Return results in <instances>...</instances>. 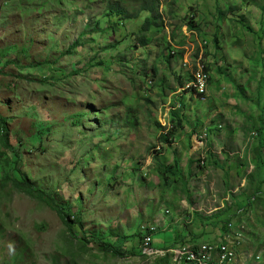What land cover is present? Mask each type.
<instances>
[{
	"label": "rangeland",
	"instance_id": "374dc122",
	"mask_svg": "<svg viewBox=\"0 0 264 264\" xmlns=\"http://www.w3.org/2000/svg\"><path fill=\"white\" fill-rule=\"evenodd\" d=\"M143 1L0 0V110L10 119V142L22 153L17 169L38 188L69 201L82 223L72 234L55 211L2 180L0 264H155L157 256L166 255L162 250L120 258L81 238L131 236L139 246L143 227L161 216L169 220L170 211L176 226L158 234L153 245L165 247L179 235L182 246L219 236L222 222L212 226L215 219L202 227L196 212L220 213L221 220L237 213L231 196L245 191V176L254 170L258 144L253 138L262 113L257 101L238 98L233 82L213 65L225 62L235 71L231 80L241 84L240 91L247 88L245 96L255 98L257 79L249 80L247 70L257 45L264 44V0H254L251 7L244 0H161L164 28L140 35L150 17L135 14ZM163 7L173 13H163ZM121 8L131 16L126 18ZM188 8L200 23L197 44L181 27ZM235 9V15L228 13ZM240 17L249 29L231 21ZM214 35L218 44L212 42ZM140 36L148 46L138 44ZM164 40L176 51L171 58L163 53ZM262 59L255 61L263 65ZM198 63L210 67L205 102L197 95L190 101V95L177 90L181 81L187 90ZM172 114L181 124L163 143L162 136L175 126ZM4 150L0 145V159L7 160L6 167L0 163V177L14 179ZM157 159L166 165L177 160L185 185L175 180L165 186ZM262 198L242 216H233L243 228V241L235 239L237 249L248 254L235 252L230 264L238 257L245 261L251 250L264 255ZM171 254L182 261L178 253ZM251 260L247 263L264 261Z\"/></svg>",
	"mask_w": 264,
	"mask_h": 264
},
{
	"label": "trees",
	"instance_id": "16d2710c",
	"mask_svg": "<svg viewBox=\"0 0 264 264\" xmlns=\"http://www.w3.org/2000/svg\"><path fill=\"white\" fill-rule=\"evenodd\" d=\"M144 1L142 3L141 9L136 11L135 14H138V17H139V15H143V16L150 15V17L149 16L146 17L144 20V23L141 24V28L139 29L140 35L147 34L148 32L151 31V29L153 27L158 26V25H161L163 28V22H162L160 14H159V10H160L159 8H160L161 0H144ZM244 1H245V5H247V6L252 5L251 2L254 3V0H248V1L244 0ZM216 2L218 4L219 1L216 0ZM121 10H122V13L125 15L126 18L131 16V15L129 16V13L127 12L126 9L121 8ZM164 11L166 12L165 7H164ZM236 11H237V9L231 10L228 13L235 15ZM217 12L219 14H223L224 10L217 7ZM112 13L113 12H110L109 15ZM172 13H173L172 11L166 12L167 15L172 14ZM140 17H142V16H140ZM243 20H245V19L242 17H240L239 19H236V20L231 19L232 22L241 24V26L244 30L249 29V27H246L245 25H243V23H244ZM180 21L182 22L181 27L186 26L191 32L196 33L195 36L193 35V39H192L193 43L194 42L196 43V38L198 36H200V34L202 32L201 27L199 25L200 23L198 22V19H197V12L194 11L193 8H188L186 15L183 18H181ZM181 27H179V30L181 29ZM250 32L253 34L255 33V31H253V29L251 27H250ZM180 35H181V37H184L182 35V30L180 32ZM205 35H206V33H205ZM137 42H138V44L142 45L143 47L148 46V41L145 40L144 36H140L138 38ZM212 42H213V44H218L220 42L218 39V36L214 35ZM138 44L135 46V48H139ZM163 45H165V51L163 53L167 54V58H171L176 53V51L173 50L172 47H170V43L168 42V40H164V42L161 46L164 47ZM75 46H76V44L73 45L71 48H74ZM262 58H264V44H263V42H260L259 46L257 45V51H255L254 55L250 58V59H252L251 61H253V64L251 66L249 64L250 59L248 60L249 69L247 70V72H249V74H250L249 80L257 79L256 80L257 85L254 89V93L256 94V96L254 99H252L249 96H245V91L249 90V89L245 88V90L243 89L242 91H240L241 84L231 80L233 77L236 76V74H235V71L232 72L231 69L225 68L223 66V63H225V62L220 63V64L215 63L213 65V67L215 70H217L218 74L221 75L226 81L233 82L234 88L238 90V94H237L238 98L240 96L242 99H244L245 101H248L250 103L257 101L256 107H258L260 109V111L262 113V117H263L264 116V96L262 97V95L264 94V64L261 65L259 62L255 61V60H261ZM262 60L264 61V59H262ZM204 70H205V72L209 73L210 67L208 65H204ZM258 74L260 75V77L257 78V76H259ZM179 80H180V78H179ZM179 86L183 87L182 81H181V83H179ZM179 103L181 105L180 106V112L184 113L187 110V104L185 103L183 98H181ZM185 117H186V114L184 113L183 118H185ZM262 117L259 121V123H260L259 128L257 129V138H256L255 144H258V156H256V160H255L254 164L252 165L254 170L250 174H247L245 176V181H246L245 191L243 193H241L240 195L232 194V196H231V198L233 199V201L237 207V210H238L237 213L234 214L235 216L236 215L238 216L241 213H244V211H247L249 208H252L255 205L256 201L263 199L262 197L264 196V120ZM180 121H181V118H176V117H174V114H172L171 123H173L175 126L172 125V128H171L169 134L162 136L161 142H163V143L169 142L168 140H170V138H172L174 136V133H175L174 129L179 128V126L181 124ZM9 123H10L9 117L5 116L2 113V111L0 110V145H1V147H3L5 149L4 152H5L6 156L12 162V164H10L9 166H11V169H13L12 171H14V176H15V178L13 179V178H11V176L5 175V177H3L4 179L0 177V181L3 180L2 182H7V180H11L14 188H16L17 190H19V191H21V192H23V193H25L31 197H34L35 199L44 203L52 211H55L57 213V215L59 216V218L61 219V221L66 226L67 230L70 231L72 234L75 233L74 232V225H76L77 223L78 224H82V223H81V220H79V214L77 213L78 215H76V214H74L75 212L73 213V210H72L73 207H72L71 203L69 201L64 202V201L58 199L56 194H54L52 192L38 188L31 181H29V179L23 173H21V171L19 169H17L18 164L21 160L22 153L20 151L16 150V149H20V147L18 145L12 144L10 142L9 133H8ZM212 131H213L212 129L209 130V132H212ZM0 155H1V153H0ZM158 160L159 159H157V165L160 166L159 167V169H160L159 174H160V177L162 178V180L164 181L165 186H167V187L170 186L172 184V182H174L175 180H177V181L179 180L180 184H182L183 186L185 185L184 182H182V179H183L182 178V170H181V168L179 166V162H177V160H175L172 165L162 164L161 161L158 162ZM6 161L7 160L5 159V163H6ZM0 163L4 167H6V165H7L1 159H0ZM212 164L217 166V163H215V162H213ZM243 166L245 168H247V163L243 164ZM245 192H249V193L251 192V195H248ZM80 201L81 200L79 199L78 203H80ZM166 215H167V217H169L170 223H172L174 220H173V217L170 216V211H166ZM234 215H232L230 217L231 219L229 218V220H224V219L221 220L220 219L221 218L220 213L213 214L212 216H202L201 214H199V212H196L194 217L201 221L200 223H201L202 227H206L207 225L210 224V222H212L215 219H217V220H216V222H212V223H214V224H211L212 226H215L218 221L222 222V225L220 227L221 229L219 230L220 231L219 234L222 235L225 232H227L228 224L233 221ZM187 218H188V216H187ZM206 221L208 223H206ZM204 229H206V228H204ZM173 230H176V229H173ZM150 231H151V226H149L145 230H143V229L141 230V232H140L141 239H140V243H139L140 245L139 246L136 245L137 243L134 240H132L131 236L130 237H128V236L127 237L126 236H124V237L116 236V237L112 238V236L100 237L94 233L92 235L87 234L86 236H84L81 239L84 242H88V243L96 242L98 244L100 250L102 252H104L105 254H113L116 257H120V258H131L134 255H136V256L143 255L141 244L144 242V239H145L147 233ZM161 232H162V230H160L159 233H161ZM201 236H204V233ZM179 239H180V237L178 235V237H176L174 242L170 243V245H165V247L163 246L160 248H157V247H155V248L163 249V250L175 248V247L179 246V244L182 243V241ZM214 242H216V241H214ZM190 243H193V242H190ZM185 257H186V259H188L187 256H185ZM170 260H171L170 256L167 255L165 257L158 258L156 260L155 264H163V262H166L167 264H171ZM188 261H190V260L188 259ZM192 263L195 264L194 262H192ZM208 263L210 264L209 261L205 262V264H208Z\"/></svg>",
	"mask_w": 264,
	"mask_h": 264
},
{
	"label": "bare ground",
	"instance_id": "6f19581e",
	"mask_svg": "<svg viewBox=\"0 0 264 264\" xmlns=\"http://www.w3.org/2000/svg\"><path fill=\"white\" fill-rule=\"evenodd\" d=\"M201 80V77H200ZM202 86V84H201ZM200 91H203V87H201ZM158 231V227L157 226H151V231L147 233L146 236H149V239H153V236L156 234V232ZM237 231H239L238 233H240V235H238ZM243 228H242V224L241 223H229L228 224V230L227 232H225V234L223 235V237L218 238L214 241L211 242H206V243H211V244H206L203 243L199 244V245H185L182 248L179 249H175L174 253H178L179 254V259L180 260H185L186 262H194L195 264H205V262L209 261L210 264H230V262L233 260V258L235 257V252L236 255L238 256H247V252H243V251H238V243H240L242 239V232ZM228 233V234H227ZM238 239L239 242L237 243ZM236 241V243H235ZM213 242V243H212ZM205 244V245H204ZM231 244L234 245L235 244V249H231ZM202 245V246H201ZM246 246V245H245ZM199 247V249H198ZM225 248V250L227 252H222V249ZM188 250H193L194 252H192L190 254V252ZM146 253H150L153 252V248L144 250ZM190 260L188 261V259H186V257ZM251 257V263H254L256 261H260V260H264L263 259V253H260L258 255H254L253 252H249L248 258L245 261H242L241 259H236L235 264L239 263V264H247V260ZM191 262V263H192ZM209 264V263H208ZM264 264V261L261 263Z\"/></svg>",
	"mask_w": 264,
	"mask_h": 264
},
{
	"label": "clouds",
	"instance_id": "9594fccd",
	"mask_svg": "<svg viewBox=\"0 0 264 264\" xmlns=\"http://www.w3.org/2000/svg\"><path fill=\"white\" fill-rule=\"evenodd\" d=\"M251 2V1H250ZM251 4L252 5H249V7H251V6H255V3H252L251 2ZM242 5H244V4H242ZM241 5V6H242ZM165 6V5H164ZM257 6V5H256ZM160 7H161V4H160ZM160 9V8H159ZM163 11H164V7H163ZM162 11V12H163ZM164 13V12H163ZM160 14V16H163V14L162 13H159ZM184 27H186V26H184ZM163 28H164V25H163ZM187 28V27H186ZM187 30H188V32L190 33V35H196V33L195 32H191L188 28H187ZM191 43L192 44H197V38H196V43L194 42H192L191 41ZM204 45H205V47L208 45V42L205 40L204 41ZM136 46V45H135ZM174 50V49H173ZM173 53V52H172ZM175 55V54H174ZM173 55V56H174ZM204 65H206V64H201V63H198L197 64V66L195 67V72L193 73V74H190V76H191V82L189 83V84H187V90H185V87L186 86H184V82H182L183 83V87H180L179 85H178V88H177V90H184V92H186L187 93V95H190V101H191V99L193 98V96L192 95H197V97H199V99L198 100H201L202 102H205V101H207L208 99H209V96H208V87H209V85L211 84V77H210V72L209 73H207V72H205V70H204ZM200 77H201V80H200ZM210 82V83H209ZM201 84H202V86H201ZM200 87H203V91H200ZM180 98H183L184 99V101H185V97L183 96V95H181V97ZM188 103V102H187ZM179 105H180V103H179ZM181 106V105H180ZM170 130V129H169ZM208 130V129H207ZM206 130V131H207ZM207 133L208 132H206V135H207ZM167 135V134H166ZM257 138V133H254V138L253 139H256ZM254 144H255V142H254ZM243 215V213H241L240 214V216H242ZM177 221H173L172 223H170V219L169 220H167V219H165L163 216H161V218H160V221L159 222H157V223H151V224H147V225H145L144 227H143V230H145V229H147L149 226H157L158 227V231L156 232V234L153 236V241H154V238L158 235V234H160L159 232H160V230H162V231H168L169 229H170V227H172V226H174L175 225V223H176ZM230 223H242L241 221H240V219H237V220H235V222L234 221H232V222H230ZM176 226V225H175ZM225 234V233H224ZM224 234H219V236L217 237V238H213V239H209V240H207V241H199V242H193V243H190V244H185V245H199V244H202V243H205V242H211V241H214V240H216V239H218V238H221V237H223V235ZM152 241V248L153 249H156V250H163V249H157V248H155L154 246H153V242ZM142 245V244H141ZM185 245H182V246H177V247H175V248H170V249H168V250H163V251H165L166 252V255H164V256H157L158 258H160V257H165V256H167V255H169L170 256V259H171V261L172 262H175V263H178V264H190L191 262H186L185 260H182V261H180V262H177V261H174L173 260V255L171 254V250H175V249H179V248H182V247H184ZM247 247V246H246ZM247 248H249V247H247ZM252 251V250H251ZM258 252V251H257ZM142 253H143V250H142ZM261 253H263V252H261ZM141 256H147L148 257V255H141ZM150 257H153V256H150ZM157 258V259H158ZM263 259H264V255H263ZM193 264V263H192Z\"/></svg>",
	"mask_w": 264,
	"mask_h": 264
},
{
	"label": "built area",
	"instance_id": "2783aa9c",
	"mask_svg": "<svg viewBox=\"0 0 264 264\" xmlns=\"http://www.w3.org/2000/svg\"><path fill=\"white\" fill-rule=\"evenodd\" d=\"M200 89H201V87H200ZM152 241H153V239H149V236H146L145 237V239H144V242L142 243V245H141V247H142V250H147V249H150V248H152ZM196 246V245H195ZM172 251H174V250H171L170 252L172 253ZM162 252H163V254H165L166 252L165 251H163L162 250ZM222 252H227L226 250H225V248H223L222 249Z\"/></svg>",
	"mask_w": 264,
	"mask_h": 264
},
{
	"label": "crops",
	"instance_id": "0c3cea01",
	"mask_svg": "<svg viewBox=\"0 0 264 264\" xmlns=\"http://www.w3.org/2000/svg\"><path fill=\"white\" fill-rule=\"evenodd\" d=\"M248 264V263H247Z\"/></svg>",
	"mask_w": 264,
	"mask_h": 264
}]
</instances>
